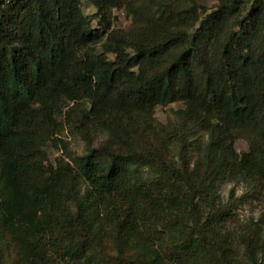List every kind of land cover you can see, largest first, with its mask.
Returning <instances> with one entry per match:
<instances>
[{
  "label": "trees",
  "instance_id": "1",
  "mask_svg": "<svg viewBox=\"0 0 264 264\" xmlns=\"http://www.w3.org/2000/svg\"><path fill=\"white\" fill-rule=\"evenodd\" d=\"M63 125L87 149L50 162ZM224 178L264 198V0H0V264H249Z\"/></svg>",
  "mask_w": 264,
  "mask_h": 264
},
{
  "label": "rangeland",
  "instance_id": "2",
  "mask_svg": "<svg viewBox=\"0 0 264 264\" xmlns=\"http://www.w3.org/2000/svg\"><path fill=\"white\" fill-rule=\"evenodd\" d=\"M93 11V8L88 7L87 12ZM118 22L117 25L122 27H129L131 20L126 15L124 11H115ZM183 104L173 103L168 106H158L155 109V117L158 121L166 123L168 120L177 121L175 111L179 108H182ZM67 147V150L61 148V142L56 140V145L49 143L46 146L48 151L50 162H56L59 157H77L82 155L86 149V143L80 138V136L68 126L63 125L62 130L58 136ZM105 139L103 134L95 133L93 145L96 146ZM190 160L195 162L198 160L204 151L205 145L208 141L207 133L195 129L193 130L192 135L190 136ZM250 141H247L245 138L238 139L236 142V149L239 152L249 150ZM171 157L175 160H178V149L176 146H172L170 149ZM142 177L149 179L152 177L151 173L147 169H142ZM231 199H238V207L234 210L236 220L233 222L227 223V228L231 233V242L232 247L235 250L237 256L243 260L245 263L251 264L248 260L247 254L243 244L239 240V230L240 226H245L251 224L254 226L259 224L263 228V239H264V223L261 221L262 216L264 215V198L261 194L253 192V187L250 183L240 180V179H230L224 178L220 181L218 186V201L219 202H229ZM242 226V227H243ZM257 262L264 264V249L258 252Z\"/></svg>",
  "mask_w": 264,
  "mask_h": 264
}]
</instances>
